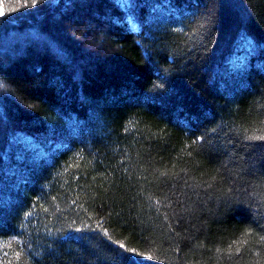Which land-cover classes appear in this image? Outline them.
<instances>
[{
	"label": "trees",
	"instance_id": "16d2710c",
	"mask_svg": "<svg viewBox=\"0 0 264 264\" xmlns=\"http://www.w3.org/2000/svg\"><path fill=\"white\" fill-rule=\"evenodd\" d=\"M0 10V264H264V0Z\"/></svg>",
	"mask_w": 264,
	"mask_h": 264
},
{
	"label": "snow or ice",
	"instance_id": "6c2138e0",
	"mask_svg": "<svg viewBox=\"0 0 264 264\" xmlns=\"http://www.w3.org/2000/svg\"><path fill=\"white\" fill-rule=\"evenodd\" d=\"M37 2V0H32V3L35 4ZM0 15H4V12L2 10H0ZM260 139H264V137H260ZM121 248H124L125 245L121 244L120 245ZM128 251H132L131 249H128Z\"/></svg>",
	"mask_w": 264,
	"mask_h": 264
}]
</instances>
